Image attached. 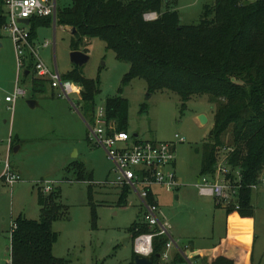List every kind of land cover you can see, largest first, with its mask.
Here are the masks:
<instances>
[{
  "label": "rangeland",
  "instance_id": "rangeland-1",
  "mask_svg": "<svg viewBox=\"0 0 264 264\" xmlns=\"http://www.w3.org/2000/svg\"><path fill=\"white\" fill-rule=\"evenodd\" d=\"M162 1L176 3L172 8L178 12L182 25L198 24L204 6L213 3V0ZM71 2L58 0V7ZM71 35L70 28L52 23L36 31L34 47L40 60L61 76L74 67L70 62ZM46 41L50 46L44 48ZM0 43V176L6 159L19 176L13 185L0 179V264L9 262L7 249L15 219L22 215L38 220L37 187L40 185L57 189L60 195L57 202L67 206L63 217L52 225L58 234L53 248L55 258L67 260L69 264H130L134 250L128 229L134 223H145L143 207L129 189L126 204L118 205L119 195L127 186L115 181L117 176L105 151L86 140L87 126L77 109L79 95L72 92L67 100L47 88L45 94L32 97L31 74L24 82L19 77V86L26 95L8 111L3 99L13 92L15 52L9 36L3 35ZM80 51L89 58L81 67L83 76L100 81L95 108L103 107L107 98L118 95L128 65L117 61L114 53L96 39L89 40ZM120 95L128 101V134H137L141 141L149 142L174 143L175 135L184 140L174 146V172L179 186L170 193L159 186H153L152 191L161 219L169 227L177 247L183 250L185 243L192 242L195 248L207 249L210 255L211 248L224 235L225 210L215 207L212 198L201 197L194 185L201 177L202 145L208 141L213 127L214 106L207 96H194L181 110L176 94L168 91L148 94L142 79L131 80ZM29 99L37 106L30 108L26 103ZM143 105L145 109L141 111ZM199 116H204L207 123L201 124ZM8 140L20 141L21 148L17 152L12 150L6 158ZM226 156L227 151L221 152L218 164ZM228 172L238 175L237 170ZM263 177L264 171L260 182ZM80 179L83 181L79 182ZM88 179L91 183L84 181ZM107 181L110 184H105ZM260 182L251 195L254 264H264V188ZM88 186H91L90 198Z\"/></svg>",
  "mask_w": 264,
  "mask_h": 264
},
{
  "label": "trees",
  "instance_id": "trees-1",
  "mask_svg": "<svg viewBox=\"0 0 264 264\" xmlns=\"http://www.w3.org/2000/svg\"><path fill=\"white\" fill-rule=\"evenodd\" d=\"M174 4L162 0H72L70 5L57 8L56 24L74 30L71 51H80L89 40L96 39L114 53L117 61L128 65L118 95L107 98L103 106L106 120L114 123L116 132H127L128 101L120 94L133 79L144 80L148 94H176L181 110L191 97H208L215 110L208 141L202 145L199 176L213 174L218 155L227 151L225 162L230 170L238 171L240 181L238 209L234 205L223 207L228 217L226 230L231 236L242 226V231L249 233L254 218L250 187L259 182L264 171V0H213L204 6L196 25H182ZM146 14L156 18L147 21ZM5 23L0 4V27ZM50 25L49 18L31 19L30 40L35 41L39 28ZM32 65L30 59L25 72L31 73ZM28 74L22 76L23 82ZM62 78L80 87L77 109L84 122L92 124L100 81L85 78L81 67H73ZM47 88L52 89L48 81L31 78L32 97L45 94ZM144 109L145 105L141 111ZM86 140L90 142L88 134ZM227 178L236 179L230 172ZM84 181L91 183L90 179ZM128 189L119 195V206L126 204ZM59 197L57 189L43 194L37 187L39 218L29 220L19 215L13 222L16 228L10 237L9 264H69L53 256L58 234L52 225L67 209L57 202ZM148 201L155 203L151 191ZM128 231L132 243L140 235L153 234L151 264L186 263L177 250L168 261H162L168 239L146 223H134ZM249 240L252 247L255 236L242 237L243 246ZM224 252L223 246L209 260L196 254L191 262L234 264ZM135 256L133 252L130 264H135Z\"/></svg>",
  "mask_w": 264,
  "mask_h": 264
},
{
  "label": "built area",
  "instance_id": "built-area-1",
  "mask_svg": "<svg viewBox=\"0 0 264 264\" xmlns=\"http://www.w3.org/2000/svg\"><path fill=\"white\" fill-rule=\"evenodd\" d=\"M3 7L6 23L0 27V35H7L13 42L15 52L16 79L13 92L4 97L3 101L12 110L17 100L24 98L25 90L19 86V77L25 73L28 62L32 59V78L46 80L52 90L57 92L58 97L70 100V93L79 95L80 87L70 81L63 80L56 69H48L40 60L34 41L30 40L31 19L49 18L53 26L57 23L56 12L58 0H0ZM156 18L154 14H146L144 19L152 21ZM27 19L28 24L20 22ZM44 48L50 46L46 41ZM28 76V77H29ZM87 134L89 141L102 148L106 157L112 162L114 173L118 184L125 185L132 190L139 198L144 211V222L151 229H156L158 235L167 237L165 250L161 260L168 261L171 251L177 250L187 264H191L189 256L182 249L178 248L169 234V227L163 223L158 204L148 201L149 193L153 186L161 187L165 192L170 193L179 186L174 172L175 157L174 146L183 143L184 140L175 135L174 143H159L140 141L134 139L127 132H116L113 122H108L103 107L95 108L93 123L88 124ZM230 168L225 162L217 165L216 171L207 176H201L194 187L201 197H210L214 203L221 207L234 205L238 199L239 175L235 180L228 179ZM0 179L8 185L19 181L7 159L3 163V170ZM260 182V179H259ZM259 182L250 187L252 191L258 188ZM264 188V177L260 182ZM43 194L50 193L53 189L49 185L41 186ZM160 216V218H159ZM16 228L11 225V232ZM153 234H143L133 241V250L136 255L149 257L152 253Z\"/></svg>",
  "mask_w": 264,
  "mask_h": 264
},
{
  "label": "crops",
  "instance_id": "crops-1",
  "mask_svg": "<svg viewBox=\"0 0 264 264\" xmlns=\"http://www.w3.org/2000/svg\"><path fill=\"white\" fill-rule=\"evenodd\" d=\"M70 32H71V29H70ZM51 91H52V93L57 95V92L55 90L51 89ZM29 100H31V99H29ZM16 102H15V104H16ZM15 104H14V106H15ZM5 106H6V109L8 111L13 110V109L12 110L8 109L7 104ZM36 106H37V103H36ZM78 115L81 118V120H83L82 117L80 116L79 112H78ZM83 122H84V120H83ZM137 139H139V137ZM16 141H14L13 145H11V141L8 140L7 149H6V158H8V156H9L10 152L13 150V148L18 146V150H20L21 142L20 141L16 142ZM11 167H12L13 171L17 173L16 169H14L13 166H11ZM151 194L154 197L152 188H151ZM158 207H159V205H158ZM230 218L233 219L234 216H231ZM227 220H228V217L226 216L224 235H223V237L220 238L218 244L215 247L211 248L212 252L210 255H208L207 249L202 250V249L195 248L193 246L194 244L192 242L185 243L184 247H183V251H185V253L189 256L190 259H192L196 254H200L201 258H203L206 254V258L209 260V258L217 252V249H219V248L221 249V247L224 246V251H225L224 253L225 254L223 253V255H225L227 258H232L234 261V264H254L253 263V245L254 244L251 247V244H250L251 240H249L248 245L243 246V242H242V237H251L252 238L254 236V232L252 230L253 229L252 226L255 223L254 218L252 219L251 223L249 224V227H250L249 233L244 234V232L242 231V226H241L240 228L239 227L236 228L234 235H231V236L228 234V232L226 230ZM254 243H255V241H254ZM7 251L8 252L10 251V247H9V249H7ZM172 251H171V253H172ZM9 254H10V252H9ZM250 254H251V259H250ZM9 262H10V258H9ZM9 262H8V264H9ZM191 264H192V262H191Z\"/></svg>",
  "mask_w": 264,
  "mask_h": 264
},
{
  "label": "water",
  "instance_id": "water-1",
  "mask_svg": "<svg viewBox=\"0 0 264 264\" xmlns=\"http://www.w3.org/2000/svg\"><path fill=\"white\" fill-rule=\"evenodd\" d=\"M21 23L23 24H28V20L27 19H22L20 20ZM74 33V30L71 31V34ZM1 43H0V48H1ZM89 58L88 56H86L83 52L80 51H71L70 53V62L73 64L74 67H82L84 64H86L88 62ZM28 72H25V75H27ZM27 105L30 108H33L34 106H36V102H34L33 100H28ZM199 121L201 124H206L207 123V119L204 116H199ZM132 137L134 139L138 138L137 134H133ZM14 152L18 151V146L13 148ZM129 241V239L127 240V242ZM134 263L135 264H151L150 258L149 257H145V256H140V255H136L134 257Z\"/></svg>",
  "mask_w": 264,
  "mask_h": 264
}]
</instances>
